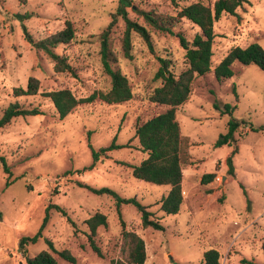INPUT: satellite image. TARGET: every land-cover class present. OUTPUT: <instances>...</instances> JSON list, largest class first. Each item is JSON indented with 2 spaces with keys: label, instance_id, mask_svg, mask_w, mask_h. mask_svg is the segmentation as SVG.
I'll return each mask as SVG.
<instances>
[{
  "label": "rangeland",
  "instance_id": "obj_1",
  "mask_svg": "<svg viewBox=\"0 0 264 264\" xmlns=\"http://www.w3.org/2000/svg\"><path fill=\"white\" fill-rule=\"evenodd\" d=\"M144 11L174 17L179 9L193 2L212 4L214 0H131ZM118 0H0V117L9 104L37 107L41 114L17 118L0 129V157L10 168H0V264H25L18 251L21 238L38 231L45 208L55 204L66 216L50 210L42 238L26 246L28 257L50 251L67 250L76 264H111L121 257L122 236L114 200L82 188H109L121 197H136L148 206L164 231L144 229L140 213L132 206H121L126 230L140 236L145 244L144 264H200L203 252L214 249L220 264H264V73L253 65L234 63L233 77L217 82L212 70L228 51L252 43L264 48V0H244L235 16L223 15L214 24L211 71L193 80L188 101L176 110L180 134L187 138L183 189L186 195L176 215L159 211V201L167 187L134 179L130 169L118 162L138 165L146 154L140 150L135 129L163 113L167 107L150 103L146 96L161 85L154 80L158 57L172 62L178 75L185 69L184 50L177 34L192 40L199 28L186 19L175 23L174 35L162 34L146 26L128 9L131 20L145 26L151 36L154 54L137 36L132 37V60L121 51L124 23L117 18L110 35L121 73L128 79L130 101L107 105L95 100L78 105L59 119L45 92L69 89L77 99L106 91L110 79L103 72L98 35L112 20ZM27 14L21 22L15 15ZM66 21L75 28V39L55 52L66 58L73 69L54 73L53 62L25 41L22 24L34 40L60 31ZM39 82L36 96L15 98L14 88L26 89L28 79ZM235 91L238 101L235 100ZM236 106L231 115L213 107ZM241 124L233 142L215 147L227 133L228 123ZM250 126L257 131L250 130ZM115 143L126 148L113 150L92 164V150ZM232 158L233 174L228 173L227 156ZM215 174L212 182L201 184L203 174ZM219 177L217 181L216 178ZM183 196V195H182ZM99 212L107 226L99 227L94 241L99 254L91 249L84 221ZM51 252V251H50ZM58 264H70L51 252Z\"/></svg>",
  "mask_w": 264,
  "mask_h": 264
},
{
  "label": "trees",
  "instance_id": "obj_2",
  "mask_svg": "<svg viewBox=\"0 0 264 264\" xmlns=\"http://www.w3.org/2000/svg\"><path fill=\"white\" fill-rule=\"evenodd\" d=\"M174 1V0H173ZM25 5V0H20ZM244 0H214L212 4H203L202 2H193L179 9L174 17L156 14L153 11H144L135 6L131 0H118L117 9L112 15L111 22L98 35L100 41V60L103 72L110 79V87L106 91L93 92L90 96L83 99H77L69 89H61L42 94L43 97L50 100L59 119L65 118L78 105L90 104L95 100L107 105H117L128 102L132 99L133 94L128 79L123 75L116 66L117 56L111 48L110 35L119 17L124 23V30L121 38V51L123 57L132 60V37H139L146 45L148 51L154 54L153 42L148 29L133 21L128 16V9H131L138 18H141L146 26L153 31L174 35L173 27L175 23L186 19L199 28V33L194 35L192 40H187L183 35L177 34L180 47L184 50L185 69L178 75L171 71L172 62L169 59L158 57L159 67L154 74V80L160 81L161 85L155 87L146 96V99L156 105L166 106L167 109L151 119L141 123L135 129V137L138 140L140 150L146 154L138 165H131L125 162H118L130 169V174L134 179L145 183L161 187H168L169 191L165 197L159 201V211L165 215L178 214L181 204L183 203L182 192V171L186 163L187 138L180 134V126L176 120V110L179 106L185 104L191 94L193 80L196 77H202L211 71L212 46L215 38L214 24L219 21L223 15L235 16L238 8L242 6ZM16 18L21 22L28 19L27 14H17ZM22 30L25 41L35 51L42 53L53 62V72L60 74L68 72L73 74V69L67 59L58 55L55 49L62 45H68L75 39V28L70 21H66L64 27L45 38L34 40L29 34L26 27L22 24ZM243 66L253 65L264 73V48L257 43L248 46L234 47L222 58L217 66L212 70L213 77L217 82H223L233 77L232 66L234 63ZM39 82L37 79L30 77L26 89L14 88L13 96L32 97L38 94ZM236 102L237 95L233 90ZM215 110L221 114L231 115L236 106L229 104L223 105L214 102ZM41 114L37 107H23L17 101L8 105L0 117V129L9 125L17 118L38 116ZM245 122L233 121L228 123V131L221 135L215 142V147H221L233 142V135L237 128ZM250 130H264V126ZM126 145L115 143V139L107 147L92 150V164L96 163L100 157H107L113 150L126 148ZM236 153L233 150L225 159L228 167V173L233 174L232 158ZM0 168L8 175L6 186L10 182V168L7 166L3 157H0ZM215 174H203L200 182L207 184L214 180ZM80 187L87 189L97 196H109L114 200L116 213L119 218L121 227L122 247L121 257L111 264H144L146 260L145 244L143 239L132 231L126 230L125 222L121 218L120 207L132 206L140 213L141 226L146 229L150 228L155 231H164V227L159 220L153 218V214L148 211V206L141 204L136 197H121L115 191L109 188L95 189L86 184H79ZM50 210H55L66 216L64 209L55 204H48L45 208L42 223L32 237L21 238L17 244L18 251L25 257V264H58L51 252L56 253L62 260L70 264H76V258L67 250L56 252L50 241L45 240L49 250L41 251L33 257H28L26 246L34 244L42 238V232L45 229ZM88 229V240L91 249L99 254V249L95 244L94 237L99 227L107 226L106 216L96 212L84 221ZM264 251V244L261 246ZM219 253L214 249L203 252L202 262L200 264H220ZM173 264H181L172 262Z\"/></svg>",
  "mask_w": 264,
  "mask_h": 264
},
{
  "label": "crops",
  "instance_id": "obj_3",
  "mask_svg": "<svg viewBox=\"0 0 264 264\" xmlns=\"http://www.w3.org/2000/svg\"><path fill=\"white\" fill-rule=\"evenodd\" d=\"M182 179H183V173H182ZM181 186H182V189H183V182L181 183ZM168 191H169V188L167 187V190H164V196H163V197H165V196L167 195ZM182 191L185 193V194H184V196H185V195H186V192H185L184 190H182ZM184 196H183V197H184ZM163 197H162V198H163ZM183 197H182V198H183ZM162 198H161V199H162ZM161 199H160V200H161Z\"/></svg>",
  "mask_w": 264,
  "mask_h": 264
},
{
  "label": "built area",
  "instance_id": "obj_4",
  "mask_svg": "<svg viewBox=\"0 0 264 264\" xmlns=\"http://www.w3.org/2000/svg\"><path fill=\"white\" fill-rule=\"evenodd\" d=\"M216 180L218 181V180H219V177H217ZM184 194H185V193L182 191V192H181V195L184 196ZM183 196H182V197H183Z\"/></svg>",
  "mask_w": 264,
  "mask_h": 264
}]
</instances>
